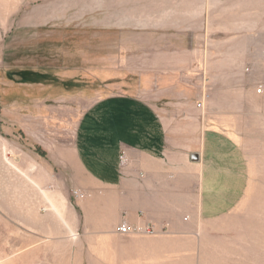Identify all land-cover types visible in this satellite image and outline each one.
I'll return each instance as SVG.
<instances>
[{
  "label": "rangeland",
  "instance_id": "1",
  "mask_svg": "<svg viewBox=\"0 0 264 264\" xmlns=\"http://www.w3.org/2000/svg\"><path fill=\"white\" fill-rule=\"evenodd\" d=\"M96 75L230 135L250 186L232 216L264 235V0H0V264H94L74 140Z\"/></svg>",
  "mask_w": 264,
  "mask_h": 264
},
{
  "label": "crops",
  "instance_id": "2",
  "mask_svg": "<svg viewBox=\"0 0 264 264\" xmlns=\"http://www.w3.org/2000/svg\"><path fill=\"white\" fill-rule=\"evenodd\" d=\"M96 78L101 90L74 140L80 167L97 182L83 204L95 234L88 240L99 243L92 263L263 264V233L243 230L259 221L232 216L250 192L242 147L195 109L181 114L136 93L104 96ZM124 221L158 231L121 234Z\"/></svg>",
  "mask_w": 264,
  "mask_h": 264
},
{
  "label": "built area",
  "instance_id": "3",
  "mask_svg": "<svg viewBox=\"0 0 264 264\" xmlns=\"http://www.w3.org/2000/svg\"><path fill=\"white\" fill-rule=\"evenodd\" d=\"M262 90L259 89V92ZM202 104H199L201 106ZM124 159V155L122 156ZM157 230L156 225L152 223H144V224H130L128 222H124L117 227V231L121 234H130V233H137V234H153Z\"/></svg>",
  "mask_w": 264,
  "mask_h": 264
}]
</instances>
